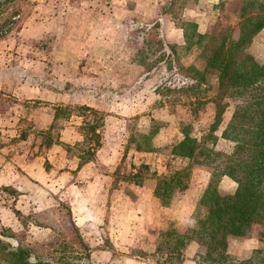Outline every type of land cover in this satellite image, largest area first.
<instances>
[{
  "label": "rangeland",
  "instance_id": "374dc122",
  "mask_svg": "<svg viewBox=\"0 0 264 264\" xmlns=\"http://www.w3.org/2000/svg\"><path fill=\"white\" fill-rule=\"evenodd\" d=\"M166 1L15 0L1 5L0 20L10 15V21L4 27L0 22V164L14 176L13 184H0V205L18 222L11 228L0 219V238L12 246L34 248V254L53 264H188L187 259L195 264L204 250L198 244L188 256L183 250L190 238L181 239L186 243L180 247L177 233L182 238L197 226L204 212L198 200L213 167L173 152L185 135L207 134L218 100L225 109L214 131V148L228 151L232 145L221 132L235 101L219 95L217 71L205 67L204 57L214 34L227 31L229 38L238 37L240 8L247 0H172L161 14ZM156 22L159 27L150 34ZM182 26H188L191 42L197 38L193 29L209 37L192 44ZM246 51L264 61V28ZM211 140L202 146L210 147ZM54 144L62 149L55 157L48 153ZM102 145L113 152L99 156L111 165L106 169L124 195V211L130 200L138 203L136 225L145 230L143 239L149 237L148 247L118 244L121 238L115 242L113 234L111 240L110 234L96 231L92 237L101 246L74 224L69 189L71 180L82 175L71 168L99 159L96 149ZM35 156L48 172L46 183L26 179L23 165ZM188 165L186 189L167 203L150 201L159 178ZM226 178L233 185L220 183L221 178L218 189L232 194L236 182ZM20 192L30 197L22 213L12 201ZM262 228L255 224L247 237L230 239L227 253L249 257L263 246Z\"/></svg>",
  "mask_w": 264,
  "mask_h": 264
},
{
  "label": "trees",
  "instance_id": "16d2710c",
  "mask_svg": "<svg viewBox=\"0 0 264 264\" xmlns=\"http://www.w3.org/2000/svg\"><path fill=\"white\" fill-rule=\"evenodd\" d=\"M14 1L0 0V8ZM171 1H166L161 14L170 7ZM17 8L12 15L17 14ZM9 16L0 20L4 22L3 27L10 21ZM189 26L194 28V24ZM158 27L157 22L152 24L150 34H155L153 30ZM185 27L182 26L184 37L189 42L188 26ZM238 28L236 39L229 38L227 31L212 35L211 47L204 57L205 67L217 71L219 95L235 101L231 117L221 132V137L232 143L230 149L220 151L214 148L217 140L214 131L225 109V103L218 100L215 122L207 134L200 138L185 135L173 152L177 157L191 160L192 164L206 163L213 167L210 181L198 200L204 212L196 219L197 226L182 238L177 233L180 247L186 243L181 239L188 238L205 247L197 253L195 264H264V61L258 62L246 51L254 36L264 28V0L244 2L240 8ZM190 33H196L197 37L192 42L190 39L192 44H200L209 37V34L197 33L195 29ZM156 41L158 44L161 42ZM207 138L212 139L210 147L202 146ZM190 170L191 166L188 165L175 171L170 178H159L153 190L154 196L161 203L170 201L175 192L187 188ZM223 176L236 182L232 194H222L218 189L217 182ZM255 224L263 226L262 232L258 233L263 246L255 249L247 258H232L227 253L229 240L247 237ZM0 264L53 263L34 254V248L14 247L0 238Z\"/></svg>",
  "mask_w": 264,
  "mask_h": 264
},
{
  "label": "crops",
  "instance_id": "0c3cea01",
  "mask_svg": "<svg viewBox=\"0 0 264 264\" xmlns=\"http://www.w3.org/2000/svg\"><path fill=\"white\" fill-rule=\"evenodd\" d=\"M38 92V88L36 87L35 96H37ZM60 139L63 141H70V137H60ZM51 147L48 149V153L52 152L54 157L62 151V149H60L56 144L51 145ZM104 150L107 151L106 156H108L110 153H113L106 149L104 145L99 146L96 149V154H98V158L100 160L96 159L95 161H87L81 165H79L77 162L76 165L71 168L72 170L70 172H73L74 170L76 171L75 174L82 175L80 179L76 178L71 180L70 187L72 188L69 189V191H71V195L68 198V204L74 224L83 234H86L87 239L93 242L96 241L97 237H92V234L94 235L96 231H101L106 234H110L111 240H113L111 235L113 234L115 242H117V239L121 238V241L118 242V244L127 243L132 246L143 244V246L148 247L150 242L149 237L146 236L145 239H143L144 235L140 233L143 231L145 232V230H140L136 225V221L139 218V216H137L138 210H136L138 203L130 200V202H128L129 210L124 211V195H122V191L120 186H118L116 177L111 172L112 170L109 169L108 171L106 169L111 165L108 164V162L104 159L106 157L101 158L99 156V152ZM74 158L66 157V159L72 162ZM77 159L78 158H76V160ZM23 169L24 174L28 177H26V179L33 180L35 184H43L47 182L46 179L48 178L46 177H48V172L43 168V162H41L40 158L37 156H35L32 160H28L26 165H23ZM9 170L10 169L7 171L6 166H2V164H0V184H3L4 186L6 184H13L11 179L14 174L9 175ZM228 181L230 180L223 176L220 183L225 184ZM229 184L230 186L233 185L231 183ZM157 199L158 198L155 197L153 193H151L150 201L155 203V200ZM14 200L15 209H19L21 213L22 207H24L23 203L27 202L30 204V197L27 192H20L17 194V197L12 198V201ZM123 212H126L129 216L124 217V215H122ZM162 213H166V211L163 210ZM7 214L8 211L6 207L0 205L1 222L12 228L16 225L18 220L14 214V216ZM146 233H150V228H146ZM96 243L101 246L103 244L101 240H97ZM144 243H146V245H144ZM197 248L198 243L195 240H190L189 243L184 247L183 251L188 253L189 256V252H195ZM95 250H97L99 253L104 251L105 254L108 252L106 247H104L103 251L101 247H96ZM103 261L105 262V259H103L101 263H103ZM188 262L191 263L193 260L187 259L186 263Z\"/></svg>",
  "mask_w": 264,
  "mask_h": 264
}]
</instances>
